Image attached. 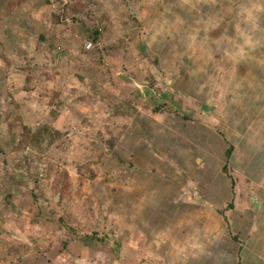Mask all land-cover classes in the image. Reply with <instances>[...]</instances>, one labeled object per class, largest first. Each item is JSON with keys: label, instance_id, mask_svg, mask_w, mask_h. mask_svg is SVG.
<instances>
[{"label": "rangeland", "instance_id": "obj_1", "mask_svg": "<svg viewBox=\"0 0 264 264\" xmlns=\"http://www.w3.org/2000/svg\"><path fill=\"white\" fill-rule=\"evenodd\" d=\"M228 4L243 11L229 18ZM263 9L264 0H0V52L13 51L0 55V264H163L174 195L215 185L226 199L216 176L225 143L236 147L230 177L244 189V175L255 176L249 191L264 200L263 134L238 144L234 134L264 115ZM154 14L170 16V33L179 17L189 26L175 31L194 32V42L170 40V82L152 74L160 60L122 58L158 47L127 38H145ZM205 29L218 42L207 52L196 42ZM170 108L219 133L195 126L172 138ZM254 236L260 264L264 239Z\"/></svg>", "mask_w": 264, "mask_h": 264}, {"label": "crops", "instance_id": "obj_2", "mask_svg": "<svg viewBox=\"0 0 264 264\" xmlns=\"http://www.w3.org/2000/svg\"><path fill=\"white\" fill-rule=\"evenodd\" d=\"M221 9L227 12L229 18L236 16L241 10L234 9L230 4H228L226 8L222 6ZM154 11L158 13L156 10ZM247 11L253 10L247 9ZM155 16L156 17L147 23L150 27L149 31L145 34V38H143L141 31L138 29H136V33L132 36L128 35L127 38L131 41L136 39L138 42H146L144 39H147V41L150 39V42H153L154 45H157L158 47L149 48L147 46L146 49L148 51L146 56L144 52L139 51V53H137L136 51L130 52L128 55L125 54V57L122 58L131 60H134L135 58L146 59L144 57L149 55L160 60L158 62L159 65H156L154 69H151L152 74H155L157 79H159V75H166L170 82V63L168 61H163L170 59L169 44L172 40L176 42L175 39L177 42H187V35L189 36L190 41L194 42V40H192L193 36H191L192 34L194 35V32L189 30L186 32H176L175 30H178V28L189 26V23H184L183 25V21L179 17L177 19L175 18L176 20L173 24L172 33H170V16L168 18L163 14L162 16L166 17L165 19H161V17L158 18L157 15ZM215 17H218L217 14H215ZM181 21L183 26L179 24ZM216 22L217 24H220L219 20ZM140 25L143 27L141 20ZM213 25H215V23ZM217 27L225 28L224 25H217ZM62 33L63 32L58 31L57 39H61ZM197 34L196 42L199 43V49H204L207 52L210 47H213V43H218L216 34H213V32L208 29L199 31ZM225 36L228 38L229 34H225ZM16 37L17 36H8L7 42L16 45ZM57 42L59 41L57 40ZM191 47L193 46H190L189 53L192 55L197 53V50H195L194 47L193 49ZM218 50L213 51L217 52ZM2 52L4 54H2ZM11 52L1 50L0 55H6L9 57ZM181 52L180 48L172 47L171 56L179 59ZM213 53L204 57L207 59L212 58L215 56ZM181 57H183V55H181ZM3 67L4 66L0 64V69H2L0 70V74L4 73ZM178 68L180 67L178 66ZM178 68H176L174 73L178 74ZM145 71L141 70L142 74H144ZM185 84L187 83L185 82ZM188 87L190 88L191 85H188ZM182 89H185V87ZM167 106V108H169V105ZM250 120V124L247 127L234 132V134H236L237 144L243 136L248 137L251 132L254 133L252 137L255 139L260 138V133L263 134L264 138V126L254 125L258 122H262L264 125V115L251 114ZM204 125L205 124H203L202 121L193 122L186 120L183 115L176 116L170 108V131H172V138H179L178 134L180 136L184 130L192 129L191 127L194 128L195 126H197L198 129H204L207 131H210L209 129H211L214 136L219 133L216 126L212 128ZM217 140L220 141L219 139ZM249 140L248 143L254 142V139ZM227 146L226 143L225 146L222 145V148H225V155L228 150ZM222 148L221 152L223 150ZM233 148L232 155L228 158L229 162L223 161L218 165V168H216V176L220 178L221 186L226 189V199L221 202V194L213 191L215 185L210 186V193L202 187L201 184L197 185L195 183L197 187L194 195L189 194L188 196L181 197L179 196V190V192L170 200V206L173 211V213H170V227L166 228V237L164 238L166 244H160L162 249H164L163 252L167 253H165L166 260L163 264H203L207 263V261L210 262L209 264H258L255 253L259 250L255 248L253 243L255 238L254 235L260 232L264 239V224L261 228H256L257 223L255 224V220L258 219L262 202L264 200L261 197H257L252 190L249 191V189L255 184V176L249 173L244 175L245 180L243 181V185H246L244 189L238 177L236 180L230 177V173H234V170H236V167H233L232 163L230 166V160L236 155V147L233 146ZM259 153L260 156L255 162L258 167L264 168V146L259 150ZM179 184L181 185V182H179ZM182 184L184 183L182 182ZM183 188L185 187L183 186L182 189ZM230 218H232V220L235 219V224L233 226L229 225ZM262 257L264 256L262 255ZM260 264H264V260L261 261Z\"/></svg>", "mask_w": 264, "mask_h": 264}, {"label": "trees", "instance_id": "obj_3", "mask_svg": "<svg viewBox=\"0 0 264 264\" xmlns=\"http://www.w3.org/2000/svg\"><path fill=\"white\" fill-rule=\"evenodd\" d=\"M25 129H27V128H25ZM46 129H49V126H46ZM27 131H28V133H29V129H27ZM45 131V130H44ZM44 131H39V132H35L33 135H32V137L35 135L36 137L37 136H42V135H44V133L46 132H44ZM49 131V130H48ZM233 146H230L229 148H228V150H227V154H226V156H227V158H230L231 157V155H232V152H233ZM94 177H96V175L94 174V173H92V177L91 178H94Z\"/></svg>", "mask_w": 264, "mask_h": 264}, {"label": "built area", "instance_id": "obj_4", "mask_svg": "<svg viewBox=\"0 0 264 264\" xmlns=\"http://www.w3.org/2000/svg\"><path fill=\"white\" fill-rule=\"evenodd\" d=\"M92 46H93V43H92V42H89V43L86 45V48H87V49H91Z\"/></svg>", "mask_w": 264, "mask_h": 264}]
</instances>
